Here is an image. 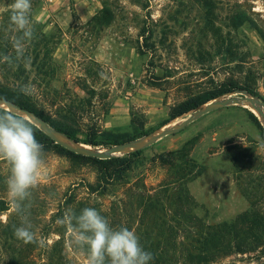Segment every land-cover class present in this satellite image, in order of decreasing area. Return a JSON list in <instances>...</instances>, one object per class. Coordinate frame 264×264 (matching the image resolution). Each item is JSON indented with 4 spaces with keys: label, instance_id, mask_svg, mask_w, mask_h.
Wrapping results in <instances>:
<instances>
[{
    "label": "rangeland",
    "instance_id": "rangeland-1",
    "mask_svg": "<svg viewBox=\"0 0 264 264\" xmlns=\"http://www.w3.org/2000/svg\"><path fill=\"white\" fill-rule=\"evenodd\" d=\"M13 2L0 0V38L9 44L0 75L18 67L7 57L26 55L28 61L19 62L22 86L52 118L75 130L77 144L58 135L74 147L107 148L83 143L91 128L136 135L166 124L173 128L191 114L170 119L174 106L231 76L249 86L264 109V0H31L33 36L21 41L22 53L16 48L22 32L10 21ZM35 54L47 59L46 75L37 73ZM243 93L248 92L216 99ZM139 151L141 165L129 172L128 183L104 194L86 190L96 174L90 162L44 151L42 178L23 202L31 231L43 244L2 238L0 264H85L86 247L72 244L67 227L58 223L66 210L73 212L65 207L71 196L95 208L111 227L134 231L146 251L163 249L159 260L165 264H186L187 252L196 255L200 231L242 215L247 227L254 219L264 225V120L246 103L217 108ZM178 151L183 159L168 155ZM126 152L131 150L114 158H125ZM161 155L168 164L152 161ZM9 174V165L0 160V201L8 208L0 214V235L5 227L24 223L8 196ZM175 178L183 179L186 197L180 193L179 201L172 190L165 215L140 213L141 186L153 193ZM122 203L127 204L123 212ZM255 243L246 244L244 253L214 250L205 264H264V238Z\"/></svg>",
    "mask_w": 264,
    "mask_h": 264
},
{
    "label": "trees",
    "instance_id": "trees-1",
    "mask_svg": "<svg viewBox=\"0 0 264 264\" xmlns=\"http://www.w3.org/2000/svg\"><path fill=\"white\" fill-rule=\"evenodd\" d=\"M7 45L9 44L0 38V61L3 59V55H6L7 53ZM7 59L8 61L13 62V64L16 63L18 67L16 68V72L12 73L9 71H4L0 75V99L13 103L16 106L33 113L35 116L45 121L50 128L58 133L63 134L67 139L73 142H79L76 132L73 128H69L64 122L52 118L48 113H46L42 106L38 105L37 102L33 101V99L22 90L26 89L24 86H22L25 74L24 70L21 69L19 62H27L29 58L26 55H17L14 57H7ZM42 60L44 59H38V56L35 54L33 56L32 63L33 65L36 64L37 73L39 75H46V72L43 70V68L46 66L48 61L47 59H45V61ZM24 83L25 82H23V84ZM238 83L239 82L231 76L225 79L219 85L213 86L211 90L206 91L196 97L188 98L171 109L170 119L180 117L210 100L216 99L225 94L233 93L235 91L245 90L249 94L254 95L253 90H251L249 86L244 85L241 87ZM251 117L254 120L256 119L252 115ZM30 125L34 129L36 139L44 146V151L57 150L69 158L82 159L90 162L94 166L96 171L94 182L86 186V190L89 194H104L106 191H108V189L120 184L122 181H125L124 184L128 183L129 172L141 165L139 158L140 151L131 152L127 154L125 158L113 157L107 160H99L92 157L76 155L73 152L61 147L60 145L55 144L42 130L38 129L35 125L31 123ZM89 131L88 138L83 142L84 144H88L93 147L103 145L107 148L124 142L133 141L150 133H140L139 135H136L134 130L131 132H120L118 129L97 131L94 128H91ZM168 155L178 157L179 159H183L185 157L182 152L179 151L169 153ZM152 161L158 162L160 165L168 164L166 155H161L155 159H152ZM201 172L202 168L192 176L189 174V176H187L188 180H193L195 176L199 175ZM182 180L183 179L175 178L171 183L167 184L164 182V184L160 185L153 193H145L143 190L144 186L142 185L140 188L142 191L137 195L136 199V204L140 210V213L165 215L167 202L170 198L172 190H175L179 201L182 199L180 193L186 197V190L182 185ZM126 206L127 204L124 205L122 203L121 208L118 209L123 212L126 210ZM65 207H69V209L71 208V210L76 215H79L82 209L87 208L84 203H76L74 196H71L65 202ZM112 208L114 209V207ZM7 210L8 208L4 205L3 201H0V214ZM245 223L246 218L244 215H242L232 223L216 226L208 232L200 231V247L196 250V255L187 252L185 261L186 264H205L210 261L208 255L214 253V250H220L224 254H229L232 252V250L235 252L244 253L246 244L250 245V243H255L261 238H264V225H260L258 220H252L250 227H247V223ZM244 229L246 233L244 232ZM169 234L171 238L174 237V232L169 231ZM250 235L253 236L252 240L247 238ZM163 236L164 234L162 233V237ZM230 236H232V238H230ZM2 238L5 239V241L14 239V229L5 227L0 235V239ZM224 238L230 239L226 242L228 243L227 245L221 243L222 239ZM230 243L233 244L230 245ZM255 245H257V243H255ZM13 253L17 255L21 252L18 250V253L15 251H13ZM151 253L154 256L151 264H165L159 260L164 254L163 249L157 251L154 250ZM48 259L51 261L52 254L48 255ZM11 262H13V258Z\"/></svg>",
    "mask_w": 264,
    "mask_h": 264
},
{
    "label": "clouds",
    "instance_id": "clouds-1",
    "mask_svg": "<svg viewBox=\"0 0 264 264\" xmlns=\"http://www.w3.org/2000/svg\"><path fill=\"white\" fill-rule=\"evenodd\" d=\"M10 21L22 32L16 41L18 53H22L24 39H31L29 15L31 0H14L10 6ZM26 92V89H22ZM44 146L36 139L30 123L22 114L0 110V160L9 165L10 174L6 185L8 196L17 214L23 216L24 223L14 228L18 240L43 244L37 241L31 231V224L24 215L23 202L31 195L42 178ZM58 223L65 225L72 244L87 249L85 264H149L153 254L140 244L138 235L127 227L113 228L109 221L95 208L87 207L79 215L65 211Z\"/></svg>",
    "mask_w": 264,
    "mask_h": 264
},
{
    "label": "water",
    "instance_id": "water-1",
    "mask_svg": "<svg viewBox=\"0 0 264 264\" xmlns=\"http://www.w3.org/2000/svg\"><path fill=\"white\" fill-rule=\"evenodd\" d=\"M243 94H244V96H242L240 98H227L224 100H218V99L210 100V101L200 105L196 109L190 111V113H191L190 116L188 118H186L185 120H183L181 124H179L173 128H166V126H167V124H166V125H163V127H161L156 132H154L150 135H147V136L143 137L142 139H138V140H134V141H130V142H124V143H121L118 145L108 147L104 150H98V149L93 150L89 147L88 148L74 147V146H72V145H70L64 141L59 140L58 135L63 137L68 142H72L74 144H77V143L67 139L65 136L61 135L60 133L56 132L52 128H50L45 121L38 118L33 113H31L27 110H24V109L16 106L15 104L8 102V101L0 99V109H3L2 106L6 105L8 107V109H3V110L12 111V112L17 113V114L29 116L32 120H30V121L27 120L28 122L35 125L38 129L42 130L55 144L60 145L61 147L73 152L76 155L92 157V158H96L99 160H107V159H111V158L119 155V153H122L124 151H129V150H131V152L139 151V150L155 143L156 141H158L159 139H161L163 137L171 136V135L179 132L181 129H183L186 125L191 123L196 118L203 116V115H205V114H207L213 110H216L217 108L227 106L229 104H244V103H246L247 105L251 106L256 111V113L258 114V116H260V118L262 120H264V109H262V106L260 105L259 101L256 100L252 95H250L248 93H243ZM204 105H206V106L203 107ZM126 153H130V152H126Z\"/></svg>",
    "mask_w": 264,
    "mask_h": 264
},
{
    "label": "bare ground",
    "instance_id": "bare-ground-1",
    "mask_svg": "<svg viewBox=\"0 0 264 264\" xmlns=\"http://www.w3.org/2000/svg\"><path fill=\"white\" fill-rule=\"evenodd\" d=\"M3 108H5V109H8V107L6 106V105H4V106H2Z\"/></svg>",
    "mask_w": 264,
    "mask_h": 264
}]
</instances>
